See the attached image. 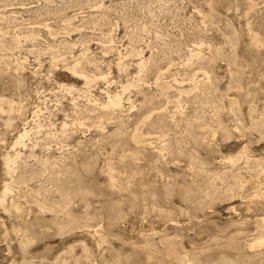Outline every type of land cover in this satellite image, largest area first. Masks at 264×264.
Listing matches in <instances>:
<instances>
[{
    "label": "rangeland",
    "instance_id": "rangeland-1",
    "mask_svg": "<svg viewBox=\"0 0 264 264\" xmlns=\"http://www.w3.org/2000/svg\"><path fill=\"white\" fill-rule=\"evenodd\" d=\"M0 199V264H264V0H0Z\"/></svg>",
    "mask_w": 264,
    "mask_h": 264
},
{
    "label": "bare ground",
    "instance_id": "bare-ground-1",
    "mask_svg": "<svg viewBox=\"0 0 264 264\" xmlns=\"http://www.w3.org/2000/svg\"><path fill=\"white\" fill-rule=\"evenodd\" d=\"M71 24H72V23H71ZM4 35H5V34H4ZM32 36H33V35H32ZM15 39H16V38H15ZM17 39H18V38H17ZM254 40H255V39H254ZM11 43H12V41H11ZM11 43H10V45H11ZM13 43H14V42H13ZM13 43H12V44H13ZM10 45H9V46H10ZM7 48H8V47H7ZM11 48H12V47H11ZM194 52H195V51H194ZM79 66H80V65H79ZM77 69H78V68H77V64H75L74 67L72 68V70H73L74 73H75V72L77 71ZM78 71H79V70H78ZM86 78H87V77H86ZM88 78H89V77H88ZM88 78H87V80H88ZM89 79H90V78H89ZM87 80L85 79L86 82H88ZM90 81H91V79H90ZM86 84H87V83H86ZM118 103H119V99H117V98H113L112 100H110V101L108 102V106H109V107H114V106L117 105ZM149 119H150V118H149ZM144 122H145V120H144ZM143 124H144V123H143ZM133 133H134V132H133ZM137 133H138V132L134 133V137H135V139H136V141H137L138 143H139V142L141 143L142 141H141V139H140L139 136H138L139 133H138V134H137ZM139 135H141V134H139ZM143 135H144V134H143ZM145 137H146V136H145ZM138 140H139V141H138ZM131 141H132V140H131ZM132 142H133V141H132ZM144 143H145V142H144ZM147 143H148V142H147ZM138 146H139V145H138ZM146 147H147V145H146ZM156 150H157V149H156ZM159 150H160V149H159ZM134 153H135V152H134ZM138 154H139V153H138ZM131 155H134V154H132V152H131ZM136 156H137V155H136ZM126 157H127V155H126ZM137 157H139V155H138ZM130 158H131V156H130ZM139 158H140V157H139ZM126 159H127V158H126ZM133 159H134V158H133ZM133 159H131V160H133ZM138 160H139V159H138ZM138 160H137L136 157H135L134 161L137 162ZM128 162H129V160H128ZM130 162H131V161H130ZM133 163H135V162H133ZM137 163H138V162H137ZM7 164H9V160H7ZM138 164H139V163H138ZM109 165H110V164H109ZM132 166H133V165H132ZM137 166H138V165H137ZM107 168L110 170L109 166H108ZM111 169H112V168H111ZM134 169H135V168H134ZM134 169H133V170H134ZM191 169H192V168H191ZM136 170H137V169H136ZM106 171H107V170H106ZM138 171H139V170L136 171L138 175H136L135 177L140 176V175H139L140 173H139ZM131 172H133V171H131ZM131 172H130V175H129V176L132 175ZM134 174H135V173H134ZM114 177H115V175H114ZM114 177H113V174H109V180L112 181V182H110V183H112V184H115V183H114ZM131 177H132V176H131ZM235 178H236V177H235ZM116 180H117V177H116ZM127 181H128V180H127ZM116 182H117V181H116ZM128 182H129V181H128ZM237 185H238V184H237ZM126 188H127V187H126ZM123 189H124V188H123ZM130 192H131V191H130ZM142 195H143V194H142ZM184 195H186V193H184ZM129 196H130V195H129ZM187 196H188V195H187ZM185 198H186V197H185ZM0 200H1V199H0ZM163 212H164V211H163ZM263 222H264V219H263ZM263 224H264V223H263ZM260 225H261V224H260ZM154 237H155V236H154ZM154 237H153V238H154ZM260 237H261V236H260ZM260 237H259V239H260ZM154 240H155V239H154ZM236 240H237V239H236ZM263 240H264V239H262V240H261V239H260V240H257V241H255V243L251 244V246L253 247L255 244H256V245H258V244L261 245L262 243H264ZM228 241H229V240H228ZM151 244H152V243H151ZM168 244H169V243H168ZM230 244H231V243H230ZM147 245H148V244H147ZM165 246H166V245H165ZM135 247H136V246H135ZM143 247H144V246H143ZM166 247H167V249H168V246H166ZM173 247H174V246H173ZM173 247H171V248H173ZM231 247H232V246H231ZM169 248H170V247H169ZM153 249H154V248H153ZM179 249H180V248H179ZM139 250H141V249H139ZM159 250H160V249H159ZM159 250H158V251H159ZM164 250H166V249H164ZM170 250H171V249H170ZM172 250H173V249H172ZM176 250H177V248H176ZM184 250H185V249H184ZM184 250H183V251H184ZM161 251H163V250H160V252H161ZM166 251H167V250H166ZM173 251H174V250H173ZM144 252H145V251H144ZM163 252H165V251H163ZM175 252H176V251H175ZM175 252H174V253H175ZM186 252H187V251H186ZM152 253H153V252H152ZM165 253H166V252H165ZM167 253H168V255H166ZM167 253L164 254V255H166V256H165L166 258H170V259H167V260H169V262L172 263V260H173V259H172L171 257H167V256H169V254L171 255V252L168 251ZM187 253H188V252H187ZM146 254H147V253H146ZM149 254H150V253H149ZM155 254H158V253H154V256H153V254H150V255L147 256V257H148V258H154V260H160V261L163 260V259L165 258V257H164L163 259H161V258L159 257V256H161L160 254H159L158 256H156ZM172 254H173V253H172ZM175 254H176V253H175ZM175 254H174V255H175ZM182 254H183V253H182ZM184 254H185V253H184ZM192 254H193V253H192ZM147 255H148V254H147ZM260 255H261V254H260ZM162 256H163V254H162ZM162 256H161V257H162ZM171 256H172V255H171ZM180 256H181V255H180ZM147 257H146V259H147ZM173 257H174V256H173ZM177 258H178V257H177ZM174 259H175V262H173V264H174V263H177L175 257H174ZM187 259H188V258H187ZM149 260H153V259H149ZM149 260H148V261H149ZM223 260H224V259H222V262H223ZM161 262H162V261H161ZM163 262H164V261H163ZM222 262H221V264H222ZM226 262H227V261H226ZM164 263H166V262H164ZM219 263H220V261H219ZM227 263H228V262H227ZM189 264H191V263H189ZM223 264H224V263H223Z\"/></svg>",
    "mask_w": 264,
    "mask_h": 264
}]
</instances>
